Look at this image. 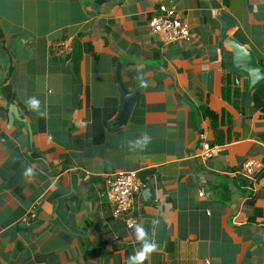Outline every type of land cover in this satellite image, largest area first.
I'll return each instance as SVG.
<instances>
[{
	"label": "crops",
	"instance_id": "1",
	"mask_svg": "<svg viewBox=\"0 0 264 264\" xmlns=\"http://www.w3.org/2000/svg\"><path fill=\"white\" fill-rule=\"evenodd\" d=\"M162 4L190 37L151 32ZM218 14L264 68V0H0V264H124L141 245L111 214L105 175L120 170L144 184L132 214L158 244L144 264H264V83L247 96ZM120 83L139 95L113 127ZM248 158L263 165L249 177Z\"/></svg>",
	"mask_w": 264,
	"mask_h": 264
},
{
	"label": "built area",
	"instance_id": "2",
	"mask_svg": "<svg viewBox=\"0 0 264 264\" xmlns=\"http://www.w3.org/2000/svg\"><path fill=\"white\" fill-rule=\"evenodd\" d=\"M149 27L152 33L156 34L161 42L173 43L190 37L191 33L186 22L180 20L172 7L162 4L155 14L149 20ZM70 50L69 41L63 40L55 44L53 52L60 56L65 51ZM236 83L239 81H235ZM262 144L264 145V132ZM210 147L208 143L203 144V155H210ZM262 163L254 158H248L243 163V173L249 177L262 170ZM106 193L108 202L111 206L112 217H121L124 219L125 226L130 228V224H137V219L132 214L135 196L141 193L144 186L138 171H113L105 175ZM38 202L30 205L19 223L29 224L37 216L36 206Z\"/></svg>",
	"mask_w": 264,
	"mask_h": 264
},
{
	"label": "water",
	"instance_id": "3",
	"mask_svg": "<svg viewBox=\"0 0 264 264\" xmlns=\"http://www.w3.org/2000/svg\"><path fill=\"white\" fill-rule=\"evenodd\" d=\"M216 18L220 22L221 37L233 52V62L235 68L246 72L249 77L247 95L249 96L252 89L256 88L261 83H264V68L258 63L255 53L250 48L235 39L233 36H229V34H227V30L235 25L234 22L221 14H218ZM70 55L71 53L63 57L68 58ZM120 88L123 92L124 101L120 112L113 121V127H119L128 121L139 95L138 92H129L124 87L123 83H120ZM12 112L15 115V112ZM11 119L12 117H10V120ZM142 194L146 195L148 199H153L152 187L147 185Z\"/></svg>",
	"mask_w": 264,
	"mask_h": 264
},
{
	"label": "clouds",
	"instance_id": "4",
	"mask_svg": "<svg viewBox=\"0 0 264 264\" xmlns=\"http://www.w3.org/2000/svg\"><path fill=\"white\" fill-rule=\"evenodd\" d=\"M141 86L146 87L147 85L141 80ZM25 105L30 110L37 112L40 116H46V111L40 110V101L35 96L28 97L25 99ZM150 142V137L147 133L142 134V136L136 140L128 141V145L130 150L134 149H144L147 147L148 143ZM24 175L26 177H33L34 170L32 167H28ZM130 228L134 230L135 239L137 242L140 243L141 247L138 251H135L132 255L128 256L125 259L124 264H144V262L149 258V256L158 249V244L149 238L148 232L141 224H130Z\"/></svg>",
	"mask_w": 264,
	"mask_h": 264
},
{
	"label": "trees",
	"instance_id": "5",
	"mask_svg": "<svg viewBox=\"0 0 264 264\" xmlns=\"http://www.w3.org/2000/svg\"><path fill=\"white\" fill-rule=\"evenodd\" d=\"M76 63H77V60L75 59L74 64H76ZM205 113L211 117L213 116V114L208 110H206ZM109 115H111V109L110 108L104 109L102 114H100V115L96 112V115H94V126L98 127L99 124L105 123V121L109 117ZM95 117H96V119H95ZM213 118H214V116L211 119H213Z\"/></svg>",
	"mask_w": 264,
	"mask_h": 264
}]
</instances>
